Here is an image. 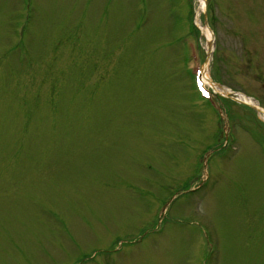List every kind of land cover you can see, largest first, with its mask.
<instances>
[{
  "label": "rangeland",
  "instance_id": "374dc122",
  "mask_svg": "<svg viewBox=\"0 0 264 264\" xmlns=\"http://www.w3.org/2000/svg\"><path fill=\"white\" fill-rule=\"evenodd\" d=\"M26 1L0 0V264H264V115L218 100L264 109V0Z\"/></svg>",
  "mask_w": 264,
  "mask_h": 264
},
{
  "label": "bare ground",
  "instance_id": "6f19581e",
  "mask_svg": "<svg viewBox=\"0 0 264 264\" xmlns=\"http://www.w3.org/2000/svg\"><path fill=\"white\" fill-rule=\"evenodd\" d=\"M201 1H203V2H201V7H200V9H199V11L200 10H202L203 8H204V6H205V1L204 0H201ZM202 32H203V34H204V36L207 38V40L208 41H213V38H212V35H211V33H210V30H209V28L208 27H203L202 28ZM205 70H206V68H205ZM204 79L210 84H213V82H212V80L208 77V75H206V71H205V73H204ZM224 93H226L227 95H229L231 92L230 91H228V90H224L223 91ZM238 98H239V100H241L242 102H246V103H248V104H250V105H253V106H256V108H258L259 109V106L255 103V102H253V101H251V99H249V98H247V97H245V96H243V95H238ZM264 111V110H263ZM263 115H264V113H263Z\"/></svg>",
  "mask_w": 264,
  "mask_h": 264
},
{
  "label": "trees",
  "instance_id": "16d2710c",
  "mask_svg": "<svg viewBox=\"0 0 264 264\" xmlns=\"http://www.w3.org/2000/svg\"><path fill=\"white\" fill-rule=\"evenodd\" d=\"M221 100H222L223 104L225 105V107L227 108V110L230 109V118H231L232 120H234V119L237 120L238 116H237L236 114L232 113V107H233V106H238V107H239V105H238L237 103L233 102V101H229V100H225V99H221ZM240 107H241L242 109L246 110L248 114H250V116H251V117L253 118V120H254V123L257 125L258 120H257V117L255 116V112L253 111V109H251L250 107L245 106V105H241ZM233 122H234V121H233ZM262 125H264V124H262ZM256 128H257V127H256ZM261 131H262V130H261ZM263 133H264V130H263Z\"/></svg>",
  "mask_w": 264,
  "mask_h": 264
},
{
  "label": "water",
  "instance_id": "95a60500",
  "mask_svg": "<svg viewBox=\"0 0 264 264\" xmlns=\"http://www.w3.org/2000/svg\"><path fill=\"white\" fill-rule=\"evenodd\" d=\"M207 25V22H206ZM212 47V43L209 42V49ZM235 101H237L238 103H241L238 99H235ZM258 110V109H257ZM258 112H260V110H258Z\"/></svg>",
  "mask_w": 264,
  "mask_h": 264
}]
</instances>
